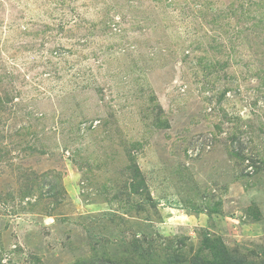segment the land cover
Returning a JSON list of instances; mask_svg holds the SVG:
<instances>
[{
	"label": "rangeland",
	"instance_id": "obj_1",
	"mask_svg": "<svg viewBox=\"0 0 264 264\" xmlns=\"http://www.w3.org/2000/svg\"><path fill=\"white\" fill-rule=\"evenodd\" d=\"M226 256L264 264V0H0V264Z\"/></svg>",
	"mask_w": 264,
	"mask_h": 264
},
{
	"label": "trees",
	"instance_id": "obj_2",
	"mask_svg": "<svg viewBox=\"0 0 264 264\" xmlns=\"http://www.w3.org/2000/svg\"><path fill=\"white\" fill-rule=\"evenodd\" d=\"M239 155H240V154H239ZM240 156H241V155H240ZM241 157L244 158L245 156L242 155ZM138 170H139V169H138ZM138 173H140V172H138ZM138 185L140 186V183H139ZM139 186H134V191H135V192L138 191ZM94 264H100V262H95ZM104 264H108V263L106 262V263H104ZM114 264H117V263L114 262ZM216 264H218V262H216ZM220 264H231V261H230L229 257L226 256V257L223 258V261H222Z\"/></svg>",
	"mask_w": 264,
	"mask_h": 264
}]
</instances>
